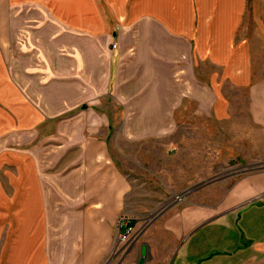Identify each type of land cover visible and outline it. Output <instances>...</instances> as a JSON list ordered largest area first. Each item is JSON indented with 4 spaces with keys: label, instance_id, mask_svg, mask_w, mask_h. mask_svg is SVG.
<instances>
[{
    "label": "crops",
    "instance_id": "obj_1",
    "mask_svg": "<svg viewBox=\"0 0 264 264\" xmlns=\"http://www.w3.org/2000/svg\"><path fill=\"white\" fill-rule=\"evenodd\" d=\"M257 39L264 0H0V138L44 136L24 153L0 147L12 169L0 185V264L106 261L132 187L111 156L103 102L121 108L126 142L174 135L186 101L219 124L243 101L264 130ZM160 229L167 264L264 263V171L214 204L170 208Z\"/></svg>",
    "mask_w": 264,
    "mask_h": 264
},
{
    "label": "rangeland",
    "instance_id": "obj_2",
    "mask_svg": "<svg viewBox=\"0 0 264 264\" xmlns=\"http://www.w3.org/2000/svg\"><path fill=\"white\" fill-rule=\"evenodd\" d=\"M249 18L247 15L245 21L251 33L253 26ZM261 41L257 39L254 56L257 76L263 74L264 68V40ZM101 107L113 117L109 119L106 135L111 156L132 187L115 228L113 248L102 264H126L128 261L134 264L138 252L136 256L128 253L132 246L136 245L137 249L139 245L140 249L146 240L155 249V258L150 264H167L174 250L168 245L169 236L160 226L170 208L190 202L214 204L241 176L264 171V130L250 122L243 101L235 105L231 119L224 124L196 114L193 104L186 101L178 116L179 128L159 143L126 142L117 130L121 108L112 101L103 102ZM6 138H0L4 141L0 147L24 153V144L34 146L44 136L25 137L20 133ZM48 152L55 150L37 148L35 156L43 160ZM48 156L53 158L55 153ZM11 171L8 165L0 167V185L5 190L9 189L5 174L11 175ZM122 218L126 226L120 230ZM127 228L131 233L123 238Z\"/></svg>",
    "mask_w": 264,
    "mask_h": 264
},
{
    "label": "water",
    "instance_id": "obj_3",
    "mask_svg": "<svg viewBox=\"0 0 264 264\" xmlns=\"http://www.w3.org/2000/svg\"><path fill=\"white\" fill-rule=\"evenodd\" d=\"M137 239L138 237L133 239L132 245L137 241ZM147 257H148L147 244L142 243L139 249V257L134 264H144V262L147 260Z\"/></svg>",
    "mask_w": 264,
    "mask_h": 264
},
{
    "label": "built area",
    "instance_id": "obj_4",
    "mask_svg": "<svg viewBox=\"0 0 264 264\" xmlns=\"http://www.w3.org/2000/svg\"><path fill=\"white\" fill-rule=\"evenodd\" d=\"M112 46L114 47L115 44L113 43ZM177 198H178V197H177ZM122 225H123V221L120 220V230H121V226H122ZM129 233H131V232H130V228H127V229H126V232H125V234H124V236H123V238L127 237V236L129 235Z\"/></svg>",
    "mask_w": 264,
    "mask_h": 264
},
{
    "label": "trees",
    "instance_id": "obj_5",
    "mask_svg": "<svg viewBox=\"0 0 264 264\" xmlns=\"http://www.w3.org/2000/svg\"><path fill=\"white\" fill-rule=\"evenodd\" d=\"M85 107H86L85 105H82V106H81V109H82V108H85ZM130 223H132V221L129 222V224H130ZM129 226H130V225H129Z\"/></svg>",
    "mask_w": 264,
    "mask_h": 264
}]
</instances>
